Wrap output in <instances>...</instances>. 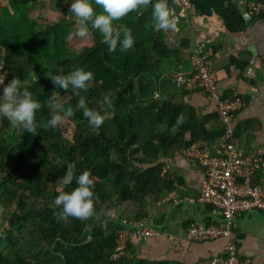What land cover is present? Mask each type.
I'll use <instances>...</instances> for the list:
<instances>
[{
    "label": "trees",
    "instance_id": "16d2710c",
    "mask_svg": "<svg viewBox=\"0 0 264 264\" xmlns=\"http://www.w3.org/2000/svg\"><path fill=\"white\" fill-rule=\"evenodd\" d=\"M0 1V73L4 76L0 90L16 77L41 104L35 134L19 126L9 131L11 124L0 118L4 124L0 126V229L5 223L10 227L3 235L0 264H180L137 256L128 241L127 223L146 220V202H158L176 189L177 182L164 174L162 159L193 145L225 139L223 126L214 132L208 125L213 118L219 121L217 113L200 119L193 107L162 92L169 75L176 88L188 92L175 85L174 75L191 63L196 49L192 26L181 18L177 30H154L149 5L113 22L131 31L134 45L125 52L117 47L109 53L95 30L89 28L84 37L76 35L79 25L69 13L71 0ZM190 1L196 15H217L231 33L245 30V18L233 0ZM167 6L173 17L177 13L173 0H167ZM207 50L211 56L216 52ZM230 64L224 71L231 76L248 65L234 58ZM76 67L93 73L91 86L78 95L70 88L54 89L45 76V72L67 73ZM217 75L224 78L222 72ZM52 91L58 102L73 110L54 129L43 127ZM106 94L110 107L103 101ZM80 96L89 109L107 113L99 128L89 125L77 107ZM224 98L250 102L232 91ZM177 116L183 117L179 125ZM240 129H234L236 141ZM69 164L75 165L74 178L64 185ZM84 170L94 180L93 214L86 220L69 217L58 222L52 201L59 192L75 188V176ZM126 206L139 211L129 213ZM214 215L205 224H216L220 216ZM123 234L125 250L114 258Z\"/></svg>",
    "mask_w": 264,
    "mask_h": 264
},
{
    "label": "crops",
    "instance_id": "0c3cea01",
    "mask_svg": "<svg viewBox=\"0 0 264 264\" xmlns=\"http://www.w3.org/2000/svg\"><path fill=\"white\" fill-rule=\"evenodd\" d=\"M233 2L242 11L243 16L250 14L254 20L251 25L246 24L243 32L227 31L217 15L201 17L191 11L188 19L185 18L187 21H184L192 26L196 41H200L207 49H215V54L211 56V66L216 72L223 73L224 78L219 84L223 95L232 91L236 96L250 100L237 112L234 121V127L241 128L240 137L236 141L238 147L250 153L264 145V16L252 15L246 8L248 0ZM245 21L247 23L246 19ZM233 58L248 65L243 70L239 67L231 76L224 70L229 68ZM191 70L192 65L188 61L182 72L189 73ZM171 76H167L162 85L165 97L174 98L178 103L193 107L200 119L216 113V103L208 94L178 89L170 82ZM208 125L214 132L222 127L220 120L215 118L211 119ZM224 140L200 146L210 155H216L223 149ZM162 161L165 163L164 174L177 182L176 189L165 194L158 202L153 199L146 202L145 222L154 233L146 239L128 237L135 254L152 261L180 264H210L212 258L226 256L229 252L227 239L195 242L187 235L194 222L216 218L210 205L198 201L204 179L199 165L190 160L184 151L174 152ZM260 180L264 190V176H261ZM172 198H175L176 202L171 200ZM126 210L133 214L139 211L129 206H126ZM236 236L235 246L240 258L250 260L251 264H264V213L242 216Z\"/></svg>",
    "mask_w": 264,
    "mask_h": 264
},
{
    "label": "built area",
    "instance_id": "2783aa9c",
    "mask_svg": "<svg viewBox=\"0 0 264 264\" xmlns=\"http://www.w3.org/2000/svg\"><path fill=\"white\" fill-rule=\"evenodd\" d=\"M177 13L173 15L176 23L187 18L193 6L190 0H173ZM247 10L255 17L264 15V2H249ZM192 70L189 73L174 75V83L188 91H202L216 103V113L225 129V144L216 155H210L200 145H193L184 153L200 167L204 179L201 185L199 203L212 206L220 218L216 224L194 222L188 229V238L195 242H206L220 238L228 240L229 252L223 257H214L210 264H251L241 259L235 242L236 230L242 216L264 213V190L260 177L264 176V145L250 153L238 147L234 136L236 113L245 107L240 99L227 100L220 91V79L211 66V55L200 41L191 57ZM4 76L0 73V81ZM176 202L175 198H172ZM129 236L143 239L153 235V230L145 220H133L127 223ZM126 247V234L115 251L120 257Z\"/></svg>",
    "mask_w": 264,
    "mask_h": 264
},
{
    "label": "clouds",
    "instance_id": "9594fccd",
    "mask_svg": "<svg viewBox=\"0 0 264 264\" xmlns=\"http://www.w3.org/2000/svg\"><path fill=\"white\" fill-rule=\"evenodd\" d=\"M68 3V0H64ZM151 6V17L154 30H175V18L170 17L167 0H71L69 13H71L79 25L76 35L84 37L89 28L95 30L100 36V42L106 45L107 51L112 53L117 50L125 52L133 48L134 38L131 31L124 25L118 27L114 21L120 20L126 14L137 9H147ZM99 8L100 11L96 9ZM45 76L55 86L73 91L78 95L80 91H86L92 84L93 73L76 67L64 73L62 70L56 74L45 72ZM38 78V77H37ZM3 85V81H0ZM103 101L109 107L111 101L106 94ZM47 107L50 110L49 118L43 124L45 128H56L59 124L73 115L71 107L65 108L57 100V94L52 91L47 99ZM77 107L82 110V115L87 118L89 125L99 128L107 119V113L101 114L86 106L84 96H80ZM41 108L40 102L33 98L29 90L21 86V80L13 77L0 92V116L4 117L12 126L23 128L26 133L35 134L37 128L36 113ZM183 122L182 116H177L176 125ZM75 165L69 164L63 174L64 185L73 181V169ZM76 187L70 192H59L52 201V206L58 211L53 212L55 219L67 221L69 217L86 220L93 214L94 180L88 170H84L75 176Z\"/></svg>",
    "mask_w": 264,
    "mask_h": 264
},
{
    "label": "rangeland",
    "instance_id": "374dc122",
    "mask_svg": "<svg viewBox=\"0 0 264 264\" xmlns=\"http://www.w3.org/2000/svg\"><path fill=\"white\" fill-rule=\"evenodd\" d=\"M0 5H1V1H0ZM178 27V26H177ZM178 28H176L175 30H177ZM0 92H2V89L0 90ZM0 118H2V116H0ZM0 126L2 127V128H4V124H3V122H0ZM14 128H17V126H12L11 125V127H10V130L9 131H11V130H14ZM21 130V129H20ZM20 130L18 131V133L20 132ZM0 180H2V176H0ZM112 213V216H115L116 215V213L115 212H111ZM10 229V227H9V224L8 223H5L4 225H3V227L0 229V250L1 249H4V243H3V235H4V232L5 231H7V230H9ZM127 233V232H126Z\"/></svg>",
    "mask_w": 264,
    "mask_h": 264
},
{
    "label": "water",
    "instance_id": "95a60500",
    "mask_svg": "<svg viewBox=\"0 0 264 264\" xmlns=\"http://www.w3.org/2000/svg\"><path fill=\"white\" fill-rule=\"evenodd\" d=\"M244 18L247 20V26L251 25L254 21L250 14L245 15Z\"/></svg>",
    "mask_w": 264,
    "mask_h": 264
}]
</instances>
